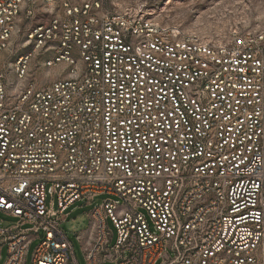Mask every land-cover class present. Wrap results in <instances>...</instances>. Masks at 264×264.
Listing matches in <instances>:
<instances>
[{
	"label": "built area",
	"instance_id": "2783aa9c",
	"mask_svg": "<svg viewBox=\"0 0 264 264\" xmlns=\"http://www.w3.org/2000/svg\"><path fill=\"white\" fill-rule=\"evenodd\" d=\"M103 194L87 264H264V26L200 35L108 0H0L4 264L34 239L30 264H78L61 223Z\"/></svg>",
	"mask_w": 264,
	"mask_h": 264
},
{
	"label": "rangeland",
	"instance_id": "374dc122",
	"mask_svg": "<svg viewBox=\"0 0 264 264\" xmlns=\"http://www.w3.org/2000/svg\"><path fill=\"white\" fill-rule=\"evenodd\" d=\"M116 9L125 7L140 8L144 13L158 19L162 24L175 25L181 31L200 35L210 33H222L236 26L255 27L264 26V0H108ZM25 51V50H23ZM57 68L50 71L54 73ZM107 196L98 195L90 204L84 201L75 202L70 206V212L61 229L72 244L74 255L78 264H87L82 249L88 236V213L102 203ZM55 205V199H54ZM15 219L0 213V227H8L15 223ZM107 227L111 233L110 244L116 238V230L113 224L107 220ZM42 235V232H39ZM79 236L77 238L76 236ZM38 239L31 241L27 253L26 264H30L32 251ZM7 250L2 246L0 252V264H4ZM103 264H113L106 261ZM157 264H159L157 262Z\"/></svg>",
	"mask_w": 264,
	"mask_h": 264
}]
</instances>
